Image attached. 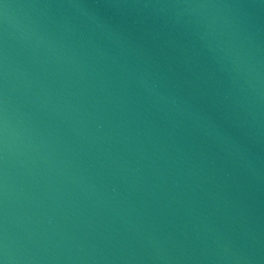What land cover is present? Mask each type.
I'll return each instance as SVG.
<instances>
[{
    "label": "water",
    "instance_id": "95a60500",
    "mask_svg": "<svg viewBox=\"0 0 264 264\" xmlns=\"http://www.w3.org/2000/svg\"><path fill=\"white\" fill-rule=\"evenodd\" d=\"M4 264H264V0H0Z\"/></svg>",
    "mask_w": 264,
    "mask_h": 264
},
{
    "label": "clouds",
    "instance_id": "9594fccd",
    "mask_svg": "<svg viewBox=\"0 0 264 264\" xmlns=\"http://www.w3.org/2000/svg\"><path fill=\"white\" fill-rule=\"evenodd\" d=\"M0 264H4V261L3 260H0Z\"/></svg>",
    "mask_w": 264,
    "mask_h": 264
}]
</instances>
